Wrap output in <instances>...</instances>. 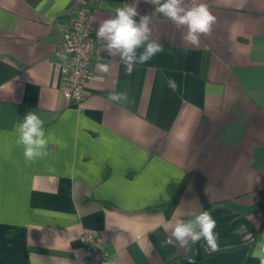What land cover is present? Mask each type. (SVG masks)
Returning <instances> with one entry per match:
<instances>
[{
  "label": "crops",
  "instance_id": "1",
  "mask_svg": "<svg viewBox=\"0 0 264 264\" xmlns=\"http://www.w3.org/2000/svg\"><path fill=\"white\" fill-rule=\"evenodd\" d=\"M135 2L0 0V264H88L84 229L115 264H260L264 0H187L216 17L197 46L159 5L138 0L135 19L148 16L164 51L129 73L96 31ZM85 3L103 58L76 104L62 94L55 50ZM113 91L127 102L108 99ZM29 111L51 137L30 163L16 133ZM201 210L217 222L218 251L203 240L161 246L169 224Z\"/></svg>",
  "mask_w": 264,
  "mask_h": 264
},
{
  "label": "clouds",
  "instance_id": "2",
  "mask_svg": "<svg viewBox=\"0 0 264 264\" xmlns=\"http://www.w3.org/2000/svg\"><path fill=\"white\" fill-rule=\"evenodd\" d=\"M161 15L170 20L177 28H186L183 40L193 46L200 43L202 35H209L216 17L209 11L206 4L192 3L185 7L187 0H148ZM137 3H125L113 9L114 15L99 24L96 35L106 42V50L111 57H119L129 73L137 64L149 62L158 53L164 51L163 45L151 40V21L148 16H141L139 22L135 19L139 15ZM102 72L109 71L108 64H100ZM167 86L176 91L178 85L173 78H167ZM108 99L114 103L127 102L126 92H110ZM17 144L23 149L26 162H33L46 155L51 137L46 135L45 122L36 111H29L16 127ZM170 235L161 241V246L187 247L203 240L207 250H219L218 233L215 232L217 222L209 210L192 213L190 219L177 218L174 224H169ZM167 230V229H166ZM252 257L264 264V236L257 241Z\"/></svg>",
  "mask_w": 264,
  "mask_h": 264
},
{
  "label": "built area",
  "instance_id": "3",
  "mask_svg": "<svg viewBox=\"0 0 264 264\" xmlns=\"http://www.w3.org/2000/svg\"><path fill=\"white\" fill-rule=\"evenodd\" d=\"M90 15L87 3L74 8L73 17L62 30L61 42L55 50L62 58L57 65L62 94L76 104L83 98L84 85L92 76L93 64L103 58L92 33ZM79 239L86 248V263L115 264L102 249L95 231L84 229Z\"/></svg>",
  "mask_w": 264,
  "mask_h": 264
}]
</instances>
